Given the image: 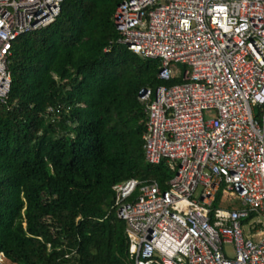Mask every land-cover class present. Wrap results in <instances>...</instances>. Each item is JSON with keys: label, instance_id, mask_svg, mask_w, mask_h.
I'll return each mask as SVG.
<instances>
[{"label": "built area", "instance_id": "built-area-1", "mask_svg": "<svg viewBox=\"0 0 264 264\" xmlns=\"http://www.w3.org/2000/svg\"><path fill=\"white\" fill-rule=\"evenodd\" d=\"M64 1L0 0V105L13 43L53 25ZM113 23L118 44L159 62V80H181L138 97L146 161H167V188L113 187L134 264H264V0H124Z\"/></svg>", "mask_w": 264, "mask_h": 264}, {"label": "trees", "instance_id": "trees-1", "mask_svg": "<svg viewBox=\"0 0 264 264\" xmlns=\"http://www.w3.org/2000/svg\"><path fill=\"white\" fill-rule=\"evenodd\" d=\"M123 1L65 0L53 25L13 43L9 106L0 105L6 264H134L113 187L155 179L165 189L174 175L166 160L146 161L138 97L165 83L158 61L117 43Z\"/></svg>", "mask_w": 264, "mask_h": 264}, {"label": "rangeland", "instance_id": "rangeland-1", "mask_svg": "<svg viewBox=\"0 0 264 264\" xmlns=\"http://www.w3.org/2000/svg\"><path fill=\"white\" fill-rule=\"evenodd\" d=\"M184 68H185V65L182 64V63H178L176 64V70L183 73L184 71ZM164 85H167L166 83ZM211 117V116H209ZM197 197H198V194H197ZM235 200V199H234ZM226 206V205H225ZM244 233L246 236L249 235V228L247 226H245L244 228ZM225 250L226 252L231 256V257H234V254H235V250H234V247L231 246V245H225ZM1 264H6V261L4 260Z\"/></svg>", "mask_w": 264, "mask_h": 264}]
</instances>
